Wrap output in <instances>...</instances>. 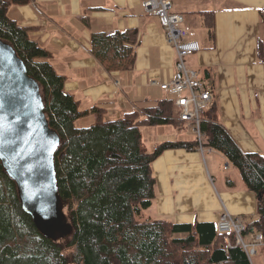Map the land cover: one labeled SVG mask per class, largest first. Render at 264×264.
I'll return each mask as SVG.
<instances>
[{
  "label": "trees",
  "instance_id": "trees-1",
  "mask_svg": "<svg viewBox=\"0 0 264 264\" xmlns=\"http://www.w3.org/2000/svg\"><path fill=\"white\" fill-rule=\"evenodd\" d=\"M27 2L0 0V37L13 44L39 81L44 111L61 137L55 153L57 186L73 232L57 240L44 235L23 208L17 183L0 160V264H254L237 244L234 230L222 232L216 222L139 218L156 197L153 162L170 148L200 149L201 141L165 140L151 151L143 147L142 126L179 122L168 97L111 119L97 106L82 109L66 89V76L56 70L51 52L32 38L34 27L10 16L11 5ZM213 24L210 20L214 34ZM90 42L109 71L134 67L138 29L93 32ZM89 113L95 121L78 126L76 121ZM200 127L202 145L223 152L247 188L262 193L258 217L245 225L243 234L264 237V154L244 152L217 121L215 105L206 110Z\"/></svg>",
  "mask_w": 264,
  "mask_h": 264
},
{
  "label": "crops",
  "instance_id": "crops-1",
  "mask_svg": "<svg viewBox=\"0 0 264 264\" xmlns=\"http://www.w3.org/2000/svg\"><path fill=\"white\" fill-rule=\"evenodd\" d=\"M172 4L183 14L182 26L189 36L202 45L186 61L211 90L217 121L244 152L264 154V0H172ZM207 13L213 17L208 23ZM9 14L34 27L32 38L51 52L56 70L66 76V89L82 109L97 106L117 118L172 98L161 83L173 77L177 53L160 18L146 11L141 0H29L11 5ZM129 28L139 31L135 65L109 71L92 53L91 35ZM87 117L90 122L96 119L94 113ZM165 140L194 138L175 131L159 143ZM232 166L223 152L214 149L204 154L184 147L165 150L153 162L156 197L146 218L217 223L227 211L245 225L252 222L258 217L259 197L247 188L240 171L227 172ZM245 236L252 242L253 233ZM254 257V264H264V244L256 247Z\"/></svg>",
  "mask_w": 264,
  "mask_h": 264
},
{
  "label": "water",
  "instance_id": "water-1",
  "mask_svg": "<svg viewBox=\"0 0 264 264\" xmlns=\"http://www.w3.org/2000/svg\"><path fill=\"white\" fill-rule=\"evenodd\" d=\"M60 142L44 111L39 81L13 44L0 37V160L17 183L23 208L54 240L73 232L57 186L55 153Z\"/></svg>",
  "mask_w": 264,
  "mask_h": 264
},
{
  "label": "built area",
  "instance_id": "built-area-1",
  "mask_svg": "<svg viewBox=\"0 0 264 264\" xmlns=\"http://www.w3.org/2000/svg\"><path fill=\"white\" fill-rule=\"evenodd\" d=\"M141 1L146 11L160 18L167 38L177 53L175 73L171 79L161 83V88L170 93L175 107L178 108L177 118L180 121L190 123L198 132V138L201 141L199 150L204 154L206 150L202 145L200 125L206 110L213 105L212 94L200 72L192 68L186 61L188 56L201 50L202 45L199 40L191 38L188 30L182 26L184 16L172 9V0ZM208 149L213 150L212 148ZM217 223L222 232L234 230L237 244L243 246L250 257L257 246L264 244V237L260 232L253 233L252 244L246 243L243 240L245 224L240 220V217H234L227 211L221 214ZM226 241L229 245V236H226Z\"/></svg>",
  "mask_w": 264,
  "mask_h": 264
},
{
  "label": "rangeland",
  "instance_id": "rangeland-1",
  "mask_svg": "<svg viewBox=\"0 0 264 264\" xmlns=\"http://www.w3.org/2000/svg\"><path fill=\"white\" fill-rule=\"evenodd\" d=\"M177 112H178V108H175V115H177ZM105 118L111 119V118H115V116H111V115L106 114ZM94 121L95 120L92 119L90 122L89 117L86 116V117L78 119L76 121V124L78 126H83V125L91 124ZM141 131H142V136H143L142 137L143 147L145 149H147L148 151L153 150L154 147L159 143V141L163 140L167 135L175 133V131H177V132L181 131V133H183V135H185L188 138H194L195 139L196 137H199L198 132L193 128V126L190 123L184 122V121H181V122L179 121L178 123H165V124L152 125V126H142ZM177 135H179V134H177ZM205 150L207 151L208 148L205 147ZM227 172H229L232 175H236V174H238L239 170L237 167H235L233 165L232 168ZM149 212L150 211L148 208L144 209L141 213V216H139V218L145 219L146 216L148 217L150 215ZM243 240L246 243L252 244L249 241V238L247 236H244ZM254 254H255V252L251 256L253 262H255L254 261L255 260Z\"/></svg>",
  "mask_w": 264,
  "mask_h": 264
}]
</instances>
